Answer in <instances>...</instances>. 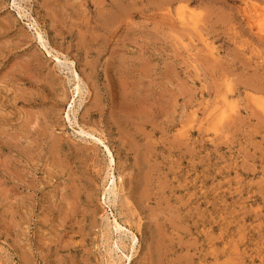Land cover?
<instances>
[{
    "label": "rangeland",
    "instance_id": "374dc122",
    "mask_svg": "<svg viewBox=\"0 0 264 264\" xmlns=\"http://www.w3.org/2000/svg\"><path fill=\"white\" fill-rule=\"evenodd\" d=\"M116 262L264 264V0H0V264Z\"/></svg>",
    "mask_w": 264,
    "mask_h": 264
},
{
    "label": "bare ground",
    "instance_id": "6f19581e",
    "mask_svg": "<svg viewBox=\"0 0 264 264\" xmlns=\"http://www.w3.org/2000/svg\"><path fill=\"white\" fill-rule=\"evenodd\" d=\"M41 35H42V34H41ZM49 52H50V51H49ZM49 54H50V53H49ZM54 58H55V57H54ZM142 70H143V69H142ZM78 80H79V79H78ZM79 81H80V80H79ZM82 86H83V85H82ZM82 86H81V87H82ZM82 88H83V87H82ZM82 90H83V89H82ZM79 91H80V90H79ZM84 92H85V91H84ZM168 108H169V106H168ZM141 112H142V111H141ZM158 116H159V115H158ZM155 118H156V117H154V119H155ZM161 118H162V117H161ZM148 121H149V120H148ZM136 122H137V121H136ZM136 122H135V123H136ZM143 123H144V122H143ZM151 124H152V122H151ZM147 125H148V124H147ZM81 127H82V126H81ZM153 129H154V128H153ZM82 132H84V131H82ZM144 133H145V132H144ZM178 133H179V132H178ZM84 134H85V133H84ZM87 135H88V134H87ZM90 135H91V134H90ZM89 137H90V136H89ZM147 138H148V137H147ZM96 139H97V138H96ZM97 140H98V139H97ZM101 141L103 142V140H101ZM136 146H138V145H136ZM106 148H107V147H106ZM108 151H109V154H111V151H110L109 149H108ZM108 157H109V156H108ZM110 160H111V159H110ZM110 160H109V161H110ZM146 160H147V159H146ZM146 160H145V161H146ZM112 161H113V160H112ZM113 162H114V161H113ZM113 162H112V163H113ZM148 164H150V163H148ZM109 166H110V165H109ZM148 167H149V166H148ZM151 167H152V166H151ZM149 171H150V170H149ZM153 171H154V170H153ZM153 171H152V172H153ZM115 173H116V172H115ZM111 174H112V173H111ZM113 178H114V177H113ZM115 178H116V177H115ZM120 178H121V177H120ZM146 178H147V177H146ZM152 178H153V177H152ZM147 179H148V178H147ZM144 180H145V179H144ZM145 184H146V183H145ZM110 186H111V185H110ZM145 187H146V186H145ZM122 188H123V187H122ZM111 190H112V189H111ZM112 191H113V190H112ZM112 194H113V192H112ZM115 195H117V194H115ZM107 196H108V195H107ZM115 198H116V197H115ZM115 201H116V200H115ZM114 204H115V203H114ZM112 206H113V204H112ZM115 217H116V216H115ZM115 221H116V220H115ZM108 224H110V223H108ZM118 225H119V224H118ZM121 234H122V233H121ZM109 235H110V234H109ZM109 235H108V236H109ZM133 235H134V234H133ZM162 235H163V234H162ZM134 236H135V235H134ZM160 237H163V236H160ZM160 237H159V238H160ZM110 239H111V238H110ZM107 240H108V239H107ZM168 240H169V238H168ZM156 245H157V244H156ZM133 246H134V245H133ZM107 247H108V246H107ZM129 248H130V247H129ZM114 249H115V248H114ZM133 250H134V249H133ZM126 251H127V250H126ZM135 251H136V250H135ZM109 254H110V253H109ZM117 256H118V255H117ZM128 259H129V258H128ZM111 260H112V259H111ZM121 260H122V259H121ZM116 263L119 264L118 262H116ZM112 264H113V263H112Z\"/></svg>",
    "mask_w": 264,
    "mask_h": 264
}]
</instances>
